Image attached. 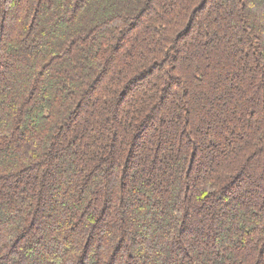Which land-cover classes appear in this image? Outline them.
<instances>
[{"label":"trees","instance_id":"1","mask_svg":"<svg viewBox=\"0 0 264 264\" xmlns=\"http://www.w3.org/2000/svg\"><path fill=\"white\" fill-rule=\"evenodd\" d=\"M0 264H264V0H0Z\"/></svg>","mask_w":264,"mask_h":264}]
</instances>
